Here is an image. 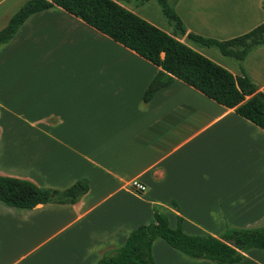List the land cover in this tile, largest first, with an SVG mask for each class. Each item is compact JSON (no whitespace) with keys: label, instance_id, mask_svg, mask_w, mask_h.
<instances>
[{"label":"crops","instance_id":"0c3cea01","mask_svg":"<svg viewBox=\"0 0 264 264\" xmlns=\"http://www.w3.org/2000/svg\"><path fill=\"white\" fill-rule=\"evenodd\" d=\"M29 1L0 0V31ZM114 1L205 56L190 33L225 41L264 24V0H170L183 36L157 1ZM215 55L264 92V47L243 62ZM161 70L60 7L30 16L0 46V175L57 191L89 183L73 204L0 201V264H98L155 210L192 236L264 228V130L178 79L145 102ZM152 255L216 264L162 239ZM238 264H264V250Z\"/></svg>","mask_w":264,"mask_h":264},{"label":"trees","instance_id":"16d2710c","mask_svg":"<svg viewBox=\"0 0 264 264\" xmlns=\"http://www.w3.org/2000/svg\"><path fill=\"white\" fill-rule=\"evenodd\" d=\"M141 6L152 0H132ZM174 26L177 35L186 28L170 0H155ZM60 7L107 35L162 70L145 93L151 101L161 89L176 79L202 92L217 103L234 109L237 114L264 130V92L243 71L234 76L228 69L181 42L114 0H31L0 31V46L10 42L27 19L41 11ZM188 38L206 48H217L222 55L243 62L254 50L264 47V24L230 40L220 41L190 33ZM89 191L87 180H80L65 191L43 189L31 181L0 175V201L32 209L40 204L76 203ZM172 229L168 217L155 210L154 220L140 226L125 245L103 258L98 264H156L152 255L155 240L162 239L186 256L208 259L216 264H238L250 249L264 250V228L240 230L228 228L220 237L192 236L181 225Z\"/></svg>","mask_w":264,"mask_h":264},{"label":"rangeland","instance_id":"374dc122","mask_svg":"<svg viewBox=\"0 0 264 264\" xmlns=\"http://www.w3.org/2000/svg\"><path fill=\"white\" fill-rule=\"evenodd\" d=\"M199 47V46H198ZM200 49H202L203 51H204V53H206L208 56H206V57H208L209 59H211V58H213V59H215V60H217V61H219V59L217 58V56L215 55V54H217L218 56H220L221 58L223 57V58H225L222 54H221V52L217 49V48H209V49H206V48H201V47H199ZM202 54V53H201ZM212 60V59H211ZM227 60H230V59H227ZM214 61V60H213ZM215 62V61H214ZM230 62H234V61H232V60H230ZM220 65V64H219ZM222 66V65H221Z\"/></svg>","mask_w":264,"mask_h":264},{"label":"built area","instance_id":"2783aa9c","mask_svg":"<svg viewBox=\"0 0 264 264\" xmlns=\"http://www.w3.org/2000/svg\"><path fill=\"white\" fill-rule=\"evenodd\" d=\"M133 189L137 192H144L146 190V186L140 182H134Z\"/></svg>","mask_w":264,"mask_h":264}]
</instances>
